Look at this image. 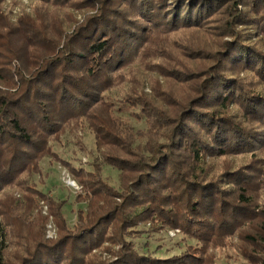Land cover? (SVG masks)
<instances>
[{
    "label": "trees",
    "instance_id": "16d2710c",
    "mask_svg": "<svg viewBox=\"0 0 264 264\" xmlns=\"http://www.w3.org/2000/svg\"><path fill=\"white\" fill-rule=\"evenodd\" d=\"M92 1L99 3L97 12L66 34L33 88L18 101L0 94V115H5L0 117V192L29 166L36 169L49 139L77 116L92 131L97 152L90 170L73 172L80 185L76 199L84 209L69 223L62 202L39 188L60 225L54 237L46 236L48 215L40 211L32 218L21 211L11 210L8 217L2 212L0 264H104L99 256L107 246L108 264L198 259L187 250L167 257L139 252L126 237L147 223L178 229L201 243L243 220L264 233V200L255 208L250 189L264 184V164L251 174L250 162L216 167L213 161L264 144V0ZM214 20L223 24L221 46L211 38L217 48L203 50L207 63L201 74L193 70L185 81L183 98L162 89L160 95L127 101L145 118L146 130L134 131L105 98L115 73L146 55L149 34L190 30L203 39L201 27ZM242 69L251 76H240ZM16 105L22 112L13 111ZM104 165L117 170L118 185L102 175ZM10 216L33 226L35 234L15 239L11 251L5 243Z\"/></svg>",
    "mask_w": 264,
    "mask_h": 264
},
{
    "label": "rangeland",
    "instance_id": "374dc122",
    "mask_svg": "<svg viewBox=\"0 0 264 264\" xmlns=\"http://www.w3.org/2000/svg\"><path fill=\"white\" fill-rule=\"evenodd\" d=\"M98 4V1L92 0H56L48 3L37 0H0V94L18 101L28 88H33L36 76L49 69L50 65L44 66L45 62L49 57L55 58L58 55L60 50L57 46L63 44L66 34L76 25L84 23L89 15L96 13ZM222 28V22L217 20L204 24L200 32L203 39H199V33L194 35L190 30H179L169 35L161 32L149 34L145 45L146 55L131 59L123 69L115 73L112 88L105 93L115 114L134 131L146 130L144 116L127 101L132 104L138 98L142 100L145 96L140 94L153 95L157 92L160 95L162 89L177 98H183L185 81L194 76L193 70L201 69L207 63L203 50L207 48L211 52L217 48L216 45H210L211 38L220 40L221 46ZM252 39L254 41L255 37ZM196 57L199 59L190 60ZM230 65L228 63L227 68ZM201 72L202 69L197 75ZM251 74L244 72V69L239 72L240 76L247 75L248 78ZM124 96L128 98L126 102ZM14 110L22 112L17 105ZM0 117L4 119L5 115ZM22 117L28 118L25 115ZM37 130L39 132L40 129ZM8 146L11 149V144ZM48 147L47 155L39 161L37 168L35 166L36 169L29 166L25 174L17 175L14 182L0 192V223L11 210L28 213L29 218L40 211L48 215L44 226L46 236L54 237L60 225L49 213L47 203L37 190L41 188L54 199L60 200L67 222H73L77 211L84 209V205L76 199L80 185L73 172L78 168L90 170V162L97 157V152L92 131L83 118L77 116L61 124L60 131L49 139ZM263 158L264 144H258L246 152L213 161L216 167L250 162L252 167L249 172L257 174V170L264 164ZM102 175L112 185H118V172L115 168L104 165ZM68 180L75 183L70 184ZM250 189L253 204L257 208L264 200V184L254 183ZM2 212H5V216H2ZM9 223L10 226L5 229L8 250L11 251L13 246L15 249V239L22 238L24 234L31 238L35 236L34 227L22 222L20 217L10 216ZM135 228L126 238L141 253L167 257L187 250L198 259L194 261L195 257H188L186 264H264V233L253 222L246 220L218 231L206 243L178 229L157 228L150 223ZM23 248L21 246L17 257ZM104 249L99 256L100 263L108 264L112 256Z\"/></svg>",
    "mask_w": 264,
    "mask_h": 264
},
{
    "label": "built area",
    "instance_id": "2783aa9c",
    "mask_svg": "<svg viewBox=\"0 0 264 264\" xmlns=\"http://www.w3.org/2000/svg\"><path fill=\"white\" fill-rule=\"evenodd\" d=\"M70 184H74L75 182L73 180H68Z\"/></svg>",
    "mask_w": 264,
    "mask_h": 264
}]
</instances>
